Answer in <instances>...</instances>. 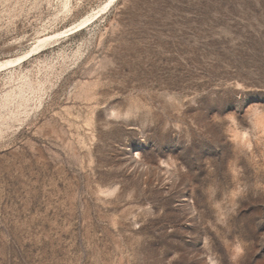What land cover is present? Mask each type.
Wrapping results in <instances>:
<instances>
[{
	"label": "rangeland",
	"instance_id": "rangeland-1",
	"mask_svg": "<svg viewBox=\"0 0 264 264\" xmlns=\"http://www.w3.org/2000/svg\"><path fill=\"white\" fill-rule=\"evenodd\" d=\"M14 59L0 264H264V0H0Z\"/></svg>",
	"mask_w": 264,
	"mask_h": 264
},
{
	"label": "bare ground",
	"instance_id": "bare-ground-1",
	"mask_svg": "<svg viewBox=\"0 0 264 264\" xmlns=\"http://www.w3.org/2000/svg\"><path fill=\"white\" fill-rule=\"evenodd\" d=\"M109 5H110V4H109ZM49 39H50V38H49ZM46 40H47V39H46ZM42 41H43V40H42ZM40 43H41V41H40ZM40 43H39V44H40ZM43 43H44V42H43ZM37 44H38V43H37ZM37 44H36V45H37ZM39 46H40V45H39ZM33 48H34V47H33ZM36 48H37V47H36ZM36 48H35V49H36ZM35 49H34V50H35ZM36 50H37V49H36ZM27 55H28V54H27ZM24 56H26V55H24ZM17 58H18V57H17ZM17 60H18V59L8 60V61H5V62H1V63H0V66L8 65V64H10V63H14V62L17 61Z\"/></svg>",
	"mask_w": 264,
	"mask_h": 264
}]
</instances>
